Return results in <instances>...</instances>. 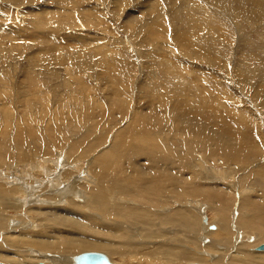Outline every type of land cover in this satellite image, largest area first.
Returning a JSON list of instances; mask_svg holds the SVG:
<instances>
[{"label":"rangeland","instance_id":"374dc122","mask_svg":"<svg viewBox=\"0 0 264 264\" xmlns=\"http://www.w3.org/2000/svg\"><path fill=\"white\" fill-rule=\"evenodd\" d=\"M239 1L243 0H0L3 253L20 263L31 264L33 260L28 259L33 257L35 264H47L48 258L54 262L82 258L85 253L80 248L89 246L109 249L111 252H94L105 254L114 264L183 263L163 254L162 248L167 250L170 244L174 248L171 253L183 250L198 260L184 264H235L234 258L233 263L229 261L237 247L246 243L244 236L263 241L260 237L264 222L259 226L251 220L261 213L250 208L238 209L239 204L245 205L250 199L259 209L263 208L264 215V205H260L264 204V186L259 188L260 183L264 185V11L257 13L256 4H264V0H244L234 22L230 17ZM123 130L132 132L131 137L148 134L152 140L149 144L133 143L124 139ZM12 136H16L17 145L7 158L11 150L6 143L15 139ZM116 136L125 141L120 149L119 144L114 145L122 142ZM37 138H42L43 145L37 143ZM218 142L229 145L224 147V154L215 152ZM240 143L253 147V153L249 154L248 163L234 165L232 155L238 154ZM75 145L78 149L72 148ZM105 149L116 159L110 172L118 170V184L125 187L128 196L120 194L119 186L103 180L104 186L93 184L96 190L90 192L106 188V194L114 197L108 200L110 206L132 205L129 209L137 213L142 210L154 214L156 224L149 229L150 234L142 224H134V218L128 221L127 216L113 211L99 215L96 201V208L85 204L90 186L83 187L81 182L92 184L89 177H97V173L106 176L100 158L95 162L99 170L92 163ZM113 150L119 155L115 156ZM168 151L173 155L172 162L165 158ZM18 156L21 160L14 159ZM44 159L55 162L46 164ZM203 163L207 171L227 173L226 180L222 175L218 178L222 187L216 181L201 180L208 175L198 169ZM88 168L90 171H86ZM53 172L61 175V186L56 185L59 183L51 176ZM75 177V185L85 194L83 203L76 201L78 197L59 192ZM50 180L56 188L51 187ZM212 188H223L232 199L229 230L224 229L228 216L219 210V203L208 201V195L215 193ZM245 190L250 193L242 194ZM184 193L201 196H179ZM28 194H33V200L37 198L38 202L26 204L30 200L26 199ZM18 199L24 201V207L19 206ZM72 208L73 213L76 210L75 216L67 213ZM58 209L69 220L44 223L36 215ZM185 210L196 215L191 234H185L186 229L179 223L162 225L164 217ZM221 214L226 216L225 220ZM237 220L245 225H237ZM249 222L254 227L246 228ZM19 223H24L25 228L18 231ZM32 223H36L39 232L31 229ZM45 224L53 230H45ZM75 224L73 229L71 225ZM40 232L54 234L45 240L57 245L56 253L40 246L4 245L5 237L24 234L41 241ZM223 239L231 245L229 249L227 244H220ZM70 243L76 249L71 250ZM256 249L248 251L258 260L264 252L258 253ZM0 263L13 264L1 257Z\"/></svg>","mask_w":264,"mask_h":264},{"label":"bare ground","instance_id":"6f19581e","mask_svg":"<svg viewBox=\"0 0 264 264\" xmlns=\"http://www.w3.org/2000/svg\"><path fill=\"white\" fill-rule=\"evenodd\" d=\"M247 1V0H246ZM248 2H250L249 0H248ZM237 4H240L239 5V7H237V5H236V7H237V9H236V12L234 11V13L232 12L231 13V17H230V20H232V21H236V19H237V15H239V13H240V10H241V7H242V5L244 4V0L243 1H239ZM245 4H247V2H245ZM257 4V6H258V11H257V13H262L263 11H264V4L263 3H256ZM248 5V4H247ZM249 5H250V3H249ZM236 7H234V9L236 8ZM249 7V6H248ZM255 7V6H254ZM199 8V7H198ZM217 8V7H216ZM243 8V7H242ZM212 9V8H211ZM218 9V8H217ZM230 9V8H229ZM200 10H202V9H200ZM199 10V11H200ZM232 10V9H231ZM44 11V10H43ZM46 11V10H45ZM211 11V10H210ZM210 11H209V14H210ZM215 11V10H214ZM213 11V12H214ZM220 11V10H219ZM206 12H208V11H206ZM231 12V11H230ZM242 12V11H241ZM42 13V12H41ZM215 13H216V11H215ZM207 14V13H206ZM216 14H218V11H217V13ZM225 14V13H224ZM42 15V14H41ZM207 16V15H206ZM241 16H242V13H241ZM207 17H210V15L209 16H207ZM218 17V16H217ZM216 17V15H215V18H217ZM224 18H226V16L224 17ZM239 18V17H238ZM218 19V18H217ZM259 19V18H258ZM228 22V21H227ZM240 22V21H239ZM258 22H260V20L258 21ZM230 23V22H229ZM221 24H222V22H221ZM240 24V23H239ZM238 24V25H239ZM43 25H45L46 26V24L44 23ZM228 25V24H227ZM244 25V24H243ZM233 26V25H232ZM240 26V25H239ZM245 26V25H244ZM234 28V27H233ZM239 31H240V29H238ZM218 32V31H217ZM241 32V31H240ZM241 34V33H240ZM40 42V41H39ZM70 42V41H69ZM256 46V45H255ZM248 48V47H247ZM254 48V47H253ZM260 49V48H259ZM258 50V49H257ZM255 51V50H254ZM262 51V50H261ZM254 53L255 52H253L252 54L254 55ZM264 53V52H263ZM247 55V54H246ZM258 55V54H257ZM243 56H244V54H243ZM260 55H258L257 57H259ZM260 57H262V56H260ZM259 57V58H260ZM256 58V57H255ZM264 58V57H263ZM245 59H247V58H245ZM252 59H253V56H252ZM251 59V60H252ZM243 60V59H242ZM250 60V58H249V61H251ZM256 60V59H255ZM261 60V59H260ZM247 61H248V59H247ZM257 62H258V60H257ZM261 62V61H260ZM242 64H243V62H241ZM249 63V62H248ZM251 63H253L252 61H251ZM255 63V62H254ZM253 63V64H254ZM244 64H246V62H245V60H244ZM252 64V65H253ZM257 64V63H256ZM262 64V63H261ZM258 65V64H257ZM257 65H255V66H257ZM243 66V65H242ZM245 66V65H244ZM260 66V65H259ZM264 66V65H263ZM241 67V66H240ZM246 67V66H245ZM244 67V68H245ZM246 69V68H245ZM263 70V69H262ZM247 74V73H246ZM249 74V73H248ZM263 75H264V73H263ZM257 76V75H256ZM259 77V76H258ZM213 108H214V106H213ZM232 115V114H231ZM233 117V116H232ZM244 121H246V120H244ZM247 122V121H246ZM245 122V123H246ZM249 127V126H248ZM233 129V128H232ZM250 129V128H249ZM123 132H124V136H125V138L124 139H128V141H134L136 144H138V143H143V142H146L145 144H149L148 143V141H149V139L150 140H152V137L151 136H149L148 134H142V133H140L137 137L135 136V137H131V133L130 132H127V131H124L123 130ZM118 133V132H117ZM150 133V132H149ZM116 135H121L120 133H118V134H116ZM133 135V134H132ZM135 135V134H134ZM35 136V138H36V134L34 135ZM122 136V135H121ZM13 137V136H12ZM37 137H38V134H37ZM13 138H15V139H10V141L8 140L7 141V143H6V145H7V147L8 148H10V150H11V153L7 156V158H9V157H11L12 156V151L16 148V145H17V143H15L16 142V136L15 137H13ZM116 138L117 139H119L120 137L118 136H116ZM121 139V138H120ZM41 140H42V138H37V143L38 144H40V142H41ZM122 140V139H121ZM120 140V141H121ZM154 140V139H153ZM115 141H117V140H115ZM254 141V140H253ZM48 142V141H47ZM133 142V143H134ZM11 143H14V147H12V145H11ZM130 143V142H129ZM151 143H152V141H151ZM45 144V143H44ZM119 144V146H117ZM135 144V145H136ZM40 145H43V144H40ZM46 146H47V144H45ZM114 145L115 146H117L119 149L122 147V146H124L125 145V141H123L122 140V142H120V143H114ZM134 145V144H133ZM155 145V144H154ZM114 146V147H115ZM61 147V146H60ZM76 147H77V145H75V146H73L72 148L73 149H76ZM224 147H229V145L227 144V145H222L221 144V142H218V145H217V148H215V152L217 153H225V149H224ZM254 147H256V146H254ZM253 148V147H252ZM252 148L250 147V148H248V144L246 145V146H244L243 145V143H240V148L238 149V154H236V155H232V157H233V164L235 165L236 163H241V162H243V161H246L247 163H248V161L250 160V158L248 157V156H250L249 154H252L253 152H252ZM77 149H78V147H77ZM110 149V148H109ZM109 149H105L104 151L102 150V152H100L99 153V155L96 157L97 159H92V160H94V161H92V163H93V165L95 166V168L97 167L98 168V170H99V167H98V165H97V163H95L96 162V160H97V162L99 161V158L102 160V162L104 163V164H102V166H101V168L102 167H105V169H106V172H107V174H106V176H102L103 175V173H102V175H101V177H100V175H99V173H97V177L96 176H94V175H92V176H90L89 177V182H91L92 184H90V183H88L87 181L85 182H81L82 183V186L83 187H88V186H90V187H88V189H89V193H87L86 194V200H85V204L86 205H89V206H92L93 208H96V207H94V203H95V201H96V203H97V205L99 206V208L102 210L101 212L99 211V210H97V212L96 213H98L99 215L100 214H104V213H108V212H112L113 211V213H115L116 212V214L117 215H120V216H127V218H128V221H129V219H130V221H132V219L134 218V220H136V223H134V224H137V223H140V224H142L143 226H144V228L146 229V231H148V233L150 234V232H149V229L150 228H152V227H154L155 226V224H156V216L154 215V214H151V213H146V211H140L139 213H137L136 211H134V209L133 210H130L129 208L132 206H129L128 208H126L127 206H119V204L118 205H115V204H112L113 205V207L112 206H110V203H109V201L108 200H110V199H113L114 197L113 196H111V194H106L107 192L105 191L106 190V188H105V190L104 189H102V188H98L97 189V192H95V193H92L93 191H95L96 190V188H93V184H98V185H101V186H104V182H102V180L103 181H107V184H108V182L109 183H111L112 185H114L115 187H117V186H119V187H117V188H119L120 190V194L121 195H123L124 197L125 196H128V194H125V193H128L127 191H126V189H125V187L123 186V185H119L118 184V172H116V171H118V170H116V169H113V172L111 173L110 172V165L112 164V163H114V161L116 160L114 157H113V154H109L108 155V153H109ZM62 150V149H61ZM115 150V149H114ZM113 150V152H114V154H116L115 153V151ZM116 151H118V150H116ZM90 152V151H89ZM89 152H87V154H89ZM112 152V151H111ZM112 152V153H113ZM119 152H120V150H119ZM126 152V151H125ZM255 152V151H254ZM259 152V151H258ZM86 154V155H87ZM120 154H121V152H120ZM165 154V158L169 161V162H172V160H173V155H172V153L170 152V151H168V152H165L164 153ZM47 155V154H46ZM54 157L56 156V155H54V153L52 154ZM117 155H119V153L118 154H116L115 156H117ZM256 155H257V153H256ZM61 157L62 156H60V154L58 155V158H60L61 159ZM156 157V156H155ZM219 157V156H218ZM246 157H247V159H246ZM57 158V157H56ZM117 158V157H116ZM120 158V157H119ZM213 158L214 157H212V160H213ZM240 158H243V159H240ZM15 160H21V157H15L14 158ZM59 159V160H60ZM163 159V158H162ZM220 159V158H219ZM252 159V158H251ZM38 160H40L41 161V159H40V157H39V159ZM226 160V159H225ZM248 160V161H247ZM61 161H62V159H61ZM157 161H159V160H157ZM218 161V160H217ZM220 161V160H219ZM227 161V160H226ZM231 161L232 160H230V163H231ZM42 162H45L46 164H54V162L55 161H52V162H50V160H48V159H44V161L42 160ZM60 162V161H59ZM107 162V163H106ZM215 162V161H214ZM223 162V161H222ZM228 162V161H227ZM227 162H226V164H227ZM105 163H106V165H105ZM166 163H167V161H166ZM196 163H198V162H196ZM225 163V162H224ZM223 163V164H224ZM244 163V162H243ZM254 163H256V162H253V163H251V164H254ZM64 164V163H63ZM66 164H68V163H66ZM158 164V163H157ZM222 164V165H223ZM229 164V163H228ZM232 164V163H231ZM246 164V163H245ZM97 165V166H96ZM156 164H154V166H155ZM237 165V164H236ZM247 165V164H246ZM248 165H250V164H248ZM247 165V166H248ZM166 166H167V164H166ZM169 166V165H168ZM246 166V167H247ZM255 166H256V164H255ZM248 167H250V166H248ZM97 168H96V170H97ZM242 168H243V166H242ZM254 168V167H253ZM103 169V168H102ZM102 169H100V170H102ZM198 169H200L201 170V172L202 173H204V172H207V176H204V177H202L201 178V180H209L210 182L211 181H216L215 182V184H220V183H218V178L222 175L224 178L226 177V176H228L227 175V173L226 172H224V171H218V170H212V169H209V171H207V169L205 168V164L203 163V165L202 164H199V167H198ZM244 169H248V168H244ZM263 171H264V169H262ZM86 171H90L89 170V168H88V170H86ZM121 171V170H120ZM249 171V170H248ZM98 172V171H97ZM233 172V171H232ZM247 172V171H246ZM258 172V171H257ZM235 173V172H234ZM236 174V173H235ZM234 175V174H233ZM52 177H53V179H54V181H57L58 183H59V185L58 184H56L57 186H61L60 185V180H62V179H60V177H61V175L59 176V174H54V172H53V174L51 175ZM95 178H94V177ZM221 176V177H222ZM248 176V175H247ZM262 176H264V173L262 174ZM262 176H261V178H262ZM34 177V176H33ZM235 177H236V175H235ZM255 177V176H254ZM260 178V179H261ZM76 177L75 178H73L72 180H69V183L67 184V187H65V188H63V189H60L59 190V192L60 193H62L63 195L64 194H71L72 195V197H74V198H76V197H78L77 199H76V201L77 202H84V198H85V194L83 195V193H82V191L80 192V190H79V186L78 185H75V181H76ZM123 179V178H122ZM245 179V177L242 179V181ZM247 179V178H246ZM91 180V181H90ZM124 180V179H123ZM122 180V181H123ZM224 180H226V178L224 179ZM223 180V181H224ZM179 181V180H178ZM181 181V180H180ZM220 181V180H219ZM241 181V182H242ZM246 181V180H245ZM252 181V180H251ZM259 182V181H258ZM257 182V183H258ZM38 183V182H37ZM182 183H183V181H182ZM190 183V182H189ZM50 184L52 185L51 187H57L56 185H53L54 184V182L52 181V180H50ZM126 185H127V183H125ZM129 185H130V183H128ZM133 184V183H132ZM227 184V183H226ZM243 184V183H242ZM128 185V186H129ZM136 185V184H135ZM197 184L195 183V185L194 186H196ZM224 185H225V183H224ZM244 185V184H243ZM108 186V185H107ZM219 187L221 186H223L222 184H220V185H218ZM227 186V185H226ZM263 186L264 185H262L261 183L259 184V188H262L263 189ZM193 187V186H192ZM192 187H191V189H192ZM197 187H198V185H197ZM200 187V186H199ZM54 188V189H55ZM129 188V187H128ZM190 188V187H189ZM224 188H226V187H224ZM81 189V188H80ZM125 189V190H124ZM200 189V188H199ZM198 189V190H199ZM213 190H214V188H212ZM216 189V191L214 190V194H209L208 195V201H217L218 203H219V210L223 213V214H225L226 216H228V219H226V223H224L225 224V226H224V229H230V227H229V213H230V211H231V209H232V199L226 194V192L224 191V189L223 188H221V189H217V188H215ZM4 190V189H3ZM62 190V191H61ZM250 190V189H249ZM249 190H245V191H243L242 192V194H248V193H250V191ZM90 191H92V192H90ZM124 191H125V193H124ZM196 189H195V193H196ZM240 191V190H239ZM249 191V192H248ZM4 192H6L5 190H4ZM213 192V191H212ZM90 193H92V194H90ZM189 194V193H184V194H179V196H191V197H196V198H198L199 196H201L200 194ZM200 193V192H199ZM143 194H145V193H143ZM208 194V193H207ZM60 195V194H59ZM136 197H139L140 195L142 196V194H134ZM139 195V196H138ZM60 196H62V195H60ZM146 196V195H145ZM149 196H150V194H149ZM242 196V195H241ZM5 197V196H4ZM31 197V198H30ZM33 194H28V196H27V200H29V201H27L26 202V204H28V203H31V202H33V203H35V202H38V200H37V198H36V200L34 199L33 200ZM143 197V196H142ZM146 197H148V196H146ZM145 197V198H146ZM141 198V197H140ZM139 198V199H140ZM144 198V199H145ZM207 198H206V200H207ZM246 198V197H245ZM144 199H143V201H144ZM240 199V198H239ZM71 200V199H70ZM147 200V199H146ZM159 200V199H158ZM57 201V200H56ZM136 201V200H135ZM142 200H140V202H141ZM263 201V200H262ZM21 203V204H19V206L20 207H24V201H22V202H20V200L18 199V201H17V203ZM129 202V201H128ZM139 202V201H138ZM154 202H156V201H154ZM153 202V204H155ZM260 202V201H259ZM136 203V202H135ZM159 203V202H158ZM202 203V202H201ZM242 203V202H241ZM141 204V203H140ZM144 204H146V203H144ZM210 204V203H209ZM244 203H242V204H239V209H238V211H240V210H243V209H246L247 211H248V209L250 208V211L252 210V209H254V211H255V213H261V214H259V215H257V216H255V217H253V219H251V220H253V222L256 224V225H259L258 223H260L261 224V222L263 221L264 222V219H263V217H264V215H262V209H259V206L257 205V203L255 202V201H252V200H250V199H248V200H246V203H245V205H243ZM68 205V204H67ZM142 205H143V202H142ZM152 205V204H151ZM198 205V207H200V204L198 203L197 204ZM243 205V206H242ZM260 205H264V204H260ZM83 206V205H82ZM145 206V205H144ZM189 206V205H188ZM18 208V210H20L21 208ZM83 207H86V206H83ZM140 207V206H139ZM192 207V206H191ZM210 207V206H209ZM81 208V207H80ZM132 208V207H131ZM207 208V207H206ZM214 208H215V206H214ZM248 208V209H247ZM83 209V208H82ZM141 209H142V207H141ZM184 209V208H183ZM182 209V210H183ZM33 210V209H32ZM135 210H136V208H135ZM145 210V209H144ZM199 210H200V208H199ZM198 210V211H199ZM214 210V209H213ZM36 211H38V210H36ZM44 211V210H43ZM35 212L36 213V215L38 214L40 217H41V222H44V223H49V222H54V223H58L59 221H62V222H65V221H67V220H69V218H66V214H64V212H61L59 209L58 210H54V211H51V212ZM138 211V210H137ZM148 211V210H147ZM164 211H166V210H164ZM29 212H31V211H29ZM221 212H219V213H217L218 215H220V213ZM32 213V212H31ZM67 213L68 214H70L71 216H75L76 214V210H74V213H73V208L70 210V211H67ZM169 213H170V211H169ZM199 213H200V211H199ZM26 214L28 215V213L26 212ZM34 214V213H33ZM115 214V215H116ZM122 214V215H121ZM171 214V213H170ZM173 214V213H172ZM223 214H221V216H223L224 217V220H225V217L226 216H224ZM252 214V213H251ZM250 214V215H251ZM232 215V214H231ZM241 215V214H240ZM159 216V215H158ZM196 216V215H195ZM194 215H192V214H190L189 212H186V210L185 211H177V212H175L174 213V215H173V217H170V218H167V217H164L163 219H162V225L163 224H165V225H168V224H172V223H175V224H177V223H179L182 227H183V229L185 228L186 230L184 231L185 232V234L186 233H190L191 232V227H193L194 226V224H196V217H195ZM242 216V215H241ZM90 217H92V216H90ZM208 217V216H207ZM222 217V218H223ZM247 217V216H246ZM28 218H29V216H28ZM39 218V217H38ZM43 218H45V219H43ZM117 218V217H116ZM122 218V217H121ZM139 219V220H138ZM221 219V218H220ZM37 220V219H36ZM46 220V221H45ZM202 220V219H201ZM222 220V219H221ZM227 220H229V221H227ZM39 221V220H38ZM199 221V218H198V220H197V224H198V227H199V224H200V221ZM206 221V220H205ZM246 221V220H245ZM224 222V221H223ZM248 222V221H247ZM252 222V221H251ZM262 222V223H263ZM228 223V224H227ZM237 225H241V224H244L243 222H241V221H239V220H237ZM36 223H32V230L34 231V232H39L38 230H39V228L38 227H36V225H35ZM108 224V223H107ZM178 224V225H179ZM223 224V225H224ZM25 224L24 223H19V224H17L16 225V227H17V229H18V231L20 230V229H23V228H25V226H24ZM48 224H45V230H47V231H52L53 230V228H52V226H47ZM84 225V224H83ZM208 225V224H207ZM245 225V224H244ZM248 225L249 226H247L246 228H249L250 226H253L254 227V224H252V223H248ZM256 225H255V227H256ZM72 227H73V229H75V227H76V224H75V226H73V225H71ZM86 226V225H85ZM133 226V225H132ZM169 226V225H168ZM177 226V225H176ZM202 226V225H201ZM200 226V227H201ZM259 226H262V225H259ZM2 227V226H1ZM78 227H79V225H78ZM84 227V226H83ZM113 227V226H112ZM239 227V226H238ZM244 227V226H243ZM129 228V227H128ZM131 228V227H130ZM157 228V227H156ZM155 228V229H156ZM169 228V227H168ZM167 228V229H168ZM171 228V227H170ZM169 228V229H170ZM178 228H179V226H178ZM177 228V229H178ZM242 228V227H241ZM245 228V227H244ZM256 228H258V227H256ZM30 229V230H31ZM132 229V228H131ZM143 229V228H142ZM154 229V228H153ZM177 229H176V231H175V233L177 232ZM180 229V228H179ZM205 229V228H204ZM209 229V228H208ZM223 229V230H224ZM77 230V229H76ZM130 230V229H129ZM199 230V229H198ZM207 230V229H206ZM245 231H246V234H247V230L246 229H244ZM253 230V229H252ZM251 230V231H252ZM256 230V229H255ZM263 230V229H262ZM156 231V230H155ZM168 231V230H167ZM173 231V230H172ZM181 231V230H180ZM195 231V230H194ZM234 231V230H233ZM16 232V231H15ZM44 232V231H43ZM43 232H40V233H38V234H40L41 236H43V239L40 241H37V240H35V239H37V238H35V236H32V235H17V237H11L10 236V238L8 239L7 237H5L6 239H8V240H6L5 239V243H4V245L6 246V247H8V248H12V247H15V248H23V247H27V246H29V247H36V246H40V248L41 249H46V250H48L50 253H52L53 254V252L54 253H56L57 252V245H56V247H54V246H52V245H50V244H48V243H53V242H50V240H48L49 242L47 243L46 242V238H48V239H51L50 237L52 236V235H54V234H52V232L50 233V234H48V235H45ZM113 232V231H112ZM129 232V231H128ZM227 232V231H226ZM241 232V230L240 231H238V233H240ZM244 232V231H243ZM256 232V231H255ZM139 233V232H138ZM147 233V234H148ZM174 233V232H173ZM204 233H205V231H204ZM223 233H225V232H223ZM191 234V233H190ZM196 234V233H195ZM233 234H235V233H233ZM243 234H245V233H243ZM182 235H184V233L182 234ZM182 235H180V237L182 236ZM189 235V234H188ZM8 236V235H7ZM16 236V235H15ZM41 236H40V238H41ZM44 236H45V238H44ZM48 236V237H47ZM134 236V235H133ZM142 236V235H141ZM160 236V235H159ZM165 236V235H164ZM175 236V235H174ZM173 236V237H174ZM224 236V235H223ZM243 236V235H242ZM242 236H240V238L242 237ZM260 236V235H259ZM263 236H264V233H263V235L260 237V238H262V240L264 241V238H263ZM152 237V236H151ZM168 237V236H167ZM221 237V236H220ZM256 237V236H255ZM144 238V237H143ZM192 238H194V237H192ZM239 238V239H240ZM182 239H183V237H182ZM186 239V238H185ZM32 240V241H31ZM177 240V239H176ZM179 240V239H178ZM177 240V241H178ZM224 240V239H223ZM222 240V241H223ZM231 240V239H230ZM238 240V239H237ZM242 240V239H241ZM187 241V240H186ZM220 241V240H219ZM218 241V242H219ZM244 242L246 241V243L245 244H242V246L240 245V247L238 246L237 247V250H236V252H235V255L232 257L231 256V260L229 261V262H231L232 261V263H233V258H234V261H235V264L237 263V264H264V263H261V262H264V255H262V257H260V259H256V256L253 254V253H250L248 250L249 249H253V248H257L256 249V252H258V253H261V252H264V251H259L258 250V248H259V246H261L262 245V242L263 241H260V239H257V237H256V239L255 238H251V236H250V238H249V236H244V240H243ZM168 242H170V241H168ZM243 242V243H244ZM40 243H43V245H41ZM183 243V242H182ZM187 243V242H186ZM196 243V242H195ZM211 243H214V242H211ZM221 243H223V246H225L226 244H227V248L229 249L230 248V246H228L229 245V243L226 241V240H224V242H220V244ZM71 245H70V249L72 250V249H76L74 246H73V244L72 243H70ZM163 244H165V243H162V245ZM215 244V243H214ZM219 244V243H218ZM219 244V245H220ZM103 245H106V244H103ZM107 245H110V243H107ZM174 245V244H173ZM172 245V246H173ZM194 245V244H193ZM87 246V245H86ZM169 246H171L170 244L168 245V249L167 250H165L166 248H162L164 251L163 252H165V253H163V254H165V256H167V257H170V258H176V260L177 261H179V262H183V263H181V264H184V263H186V262H188V260L189 261H198L197 259H195V258H193L192 257V255H191V253H187L186 251H183V250H180L181 252H177V253H171V251L172 252H174L173 250H174V248L173 247H169ZM195 246V245H194ZM196 246H197V244H196ZM163 247V246H162ZM222 247V246H221ZM249 247H251V248H249ZM169 248H171V249H169ZM172 248H173V250H172ZM227 248L225 247V251L227 250ZM3 247L0 245V257H1V259H3V260H7V261H10L11 263H13V264H16L15 262H17V264H25V263H20L19 262V260H17L15 257L14 258H11L9 255H6L5 253H3L4 251H3ZM80 250L82 251H84V253H85V255H83L82 256V258H76V259H73V258H71V259H68V260H64V259H61V260H56L55 262H54V260L52 259V258H48L49 260H50V262L48 261V263L47 264H91V261H92V259L94 258V257H92L93 255H99V256H101L100 258L102 259V261L105 263V264H114L109 258H107L106 256H105V254H101V253H96V252H94V251H98V252H111L109 249H105V248H96V249H94V247H89V246H87L86 248H80ZM176 250V249H175ZM217 250V249H216ZM60 251V250H59ZM158 251H159V249H158ZM160 251H161V249H160ZM191 251V250H190ZM205 251V253H206V250H204ZM203 251V252H204ZM222 252H224V251H222ZM228 252V251H227ZM2 253V254H1ZM83 253V254H84ZM233 253V252H232ZM257 253V254H258ZM203 254V253H202ZM210 254V253H209ZM222 254V253H221ZM231 254V253H230ZM212 255V254H211ZM163 257H164V255H162ZM203 256V255H202ZM207 256H208V254H207ZM223 256V255H222ZM225 256H226V253H225ZM236 256V257H235ZM36 256H34V258H35ZM55 257V256H54ZM19 258H21V259H24L25 257H20L19 256ZM26 259V258H25ZM24 259V260H25ZM212 259V258H211ZM225 259V258H224ZM227 259V258H226ZM29 261H32L31 262V264H35V261H37V260H35V259H33V257L32 258H30V259H28ZM45 260H47V259H45ZM171 260V259H170ZM174 260V259H173ZM216 260V259H215ZM26 261V260H25ZM212 261V260H211ZM209 262V261H208ZM167 263V262H166ZM227 263V262H226ZM1 264V263H0ZM189 264H196V263H189ZM198 264V263H197ZM216 264H217V262H216ZM225 264V263H224ZM230 264V263H229Z\"/></svg>","mask_w":264,"mask_h":264},{"label":"water","instance_id":"95a60500","mask_svg":"<svg viewBox=\"0 0 264 264\" xmlns=\"http://www.w3.org/2000/svg\"><path fill=\"white\" fill-rule=\"evenodd\" d=\"M204 220H206V217H204ZM258 250L259 251H264V244H262L261 246H259ZM92 257H94V258L92 259L91 264H105L102 261V259L100 258L101 256H99V255H93Z\"/></svg>","mask_w":264,"mask_h":264}]
</instances>
